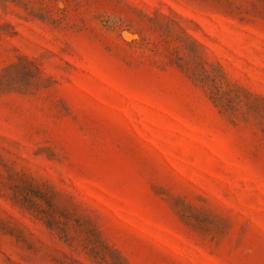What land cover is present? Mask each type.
I'll use <instances>...</instances> for the list:
<instances>
[{
  "label": "rangeland",
  "instance_id": "obj_1",
  "mask_svg": "<svg viewBox=\"0 0 264 264\" xmlns=\"http://www.w3.org/2000/svg\"><path fill=\"white\" fill-rule=\"evenodd\" d=\"M0 264H264V0H0Z\"/></svg>",
  "mask_w": 264,
  "mask_h": 264
}]
</instances>
